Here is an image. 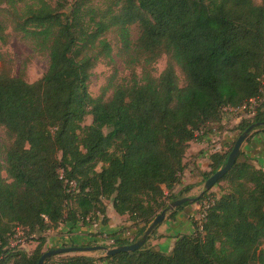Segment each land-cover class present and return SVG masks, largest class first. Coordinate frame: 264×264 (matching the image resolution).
Instances as JSON below:
<instances>
[{
  "label": "trees",
  "instance_id": "16d2710c",
  "mask_svg": "<svg viewBox=\"0 0 264 264\" xmlns=\"http://www.w3.org/2000/svg\"><path fill=\"white\" fill-rule=\"evenodd\" d=\"M8 28L45 52L48 66L28 82L11 73L0 50V126L10 139L0 163V264H36L45 232L60 224L90 226L100 218L105 224L107 201L141 225L131 241L114 244L135 241L166 207L164 189L179 182L197 132L222 123V107L257 99L264 88V0H113L105 8L92 0H0L1 44ZM109 32L130 73L119 81L109 77L93 97L91 70L101 59L115 60ZM162 54L169 60L155 77L152 65ZM258 121H264V101L230 129L214 128L235 138L210 151L203 182ZM71 180L76 188L68 192ZM220 181L226 189L209 197L193 232L178 236L168 253L149 242L156 226L134 251L51 256L44 264H264V170L239 151ZM203 198L204 190L196 200ZM19 228L40 235L30 253L10 246Z\"/></svg>",
  "mask_w": 264,
  "mask_h": 264
},
{
  "label": "rangeland",
  "instance_id": "374dc122",
  "mask_svg": "<svg viewBox=\"0 0 264 264\" xmlns=\"http://www.w3.org/2000/svg\"><path fill=\"white\" fill-rule=\"evenodd\" d=\"M24 1L31 2L32 0H24ZM50 1L52 2L53 0H50ZM112 2L113 0H92V3L96 7H99V8H105L107 5H109ZM254 2L259 3L260 0H254ZM5 32L6 34H8V37H7L8 41L6 42V44L0 43V50L4 54L6 61L10 63L11 73L13 75L20 74L28 82H34L37 79H39L44 74L48 66L47 54L45 52L36 50L32 46L29 40H24L21 37H19L20 35L13 34L10 28L6 29ZM131 33H132V39H135L137 36V29L134 26H132ZM106 36L113 46V55L115 56V53L119 46V41L117 40L115 34L112 32L107 33ZM168 60L169 58L166 54H162L160 57L157 58V60L152 65L153 67L152 74L155 77H158L160 73L164 70V68L166 67L168 63ZM175 68H176V73L178 75L179 86H182L184 84L183 75L181 74L177 66H175ZM135 72L138 74L140 72V67H135ZM129 73H130V69L125 66V64L123 63V61H121L119 57L115 56V60L112 63H109L106 59H101L98 61L96 66L91 70V76L89 78V87H88L89 93L91 94V96L97 97L100 95L102 87L107 84V81L110 79L109 77L112 76L114 80L119 81L121 77L127 76ZM110 94H111V91H108L107 96H109ZM263 101H264V88H262L260 95L257 97V101H256L257 105H259ZM239 121L231 119L224 126L230 129L231 127L237 125ZM90 122H91V116L88 115L85 117L84 124H89ZM217 125L220 128L223 127L222 123L213 124L212 122H209L206 126L207 128H205L203 131L208 133L209 132L208 130H210L212 132L214 128L217 129ZM217 130H220V129H217ZM217 130H214V131H217ZM257 130L258 132H262L264 131V127L258 128ZM203 131L201 130L197 132V135L205 134L203 133ZM236 132L237 131H235V133ZM9 143H10V139L7 136L5 129L2 126H0V163L2 165L5 164V149ZM192 151L195 152L196 150H192ZM198 151L199 150H197V153ZM183 162H184L185 168L193 167V166H189L191 161L189 160L188 149L186 150V153L184 155ZM191 171L194 172L195 175L201 177V180H195V175L194 177L189 175V177H191V179H194V181L191 182L190 179L189 181H187L186 177L183 178V172H182L179 178V182L176 185H174L171 190L164 189L163 199L167 207L168 204L171 202L170 199L174 196H178L182 194V197L187 196V195L192 197L193 199L189 201L188 204L197 203L199 205L198 207L199 217L198 219H196V220H199L202 216L201 214H202L203 209H205L203 206V202H207L209 197L218 196L220 192L226 189L227 184L224 181H220L218 183H215L210 189L205 190L203 189L204 182L202 180L201 168L194 165V169H192ZM2 174L3 176H6V173L4 171L2 172ZM182 179H184L186 182H184ZM187 187H190V188L186 190ZM203 190L207 192L208 198H203L202 200L197 201L196 198L202 195ZM61 225L62 224H60L58 227H60ZM58 227L45 232L46 240L48 236L50 235H52V237L54 238L59 237L60 234L57 233ZM68 229L69 228L67 227V229L64 230L66 231L64 233L69 232ZM103 233L105 232L97 231L93 233V240L91 242V245L102 244L108 247L115 246V244L113 245L110 242V240H108V239L115 240V238L112 237L108 233H106V236L103 237L102 235ZM19 234H23L25 238H23L24 239L23 242H20V241L17 242L15 247L18 246L19 249H22L30 253L38 244L37 237H39L40 235L38 234L27 235L23 229L19 228L16 231V234H15L16 236L14 235L11 240L13 241L18 240L17 235ZM124 235L127 236L125 237V239L129 241H131L133 238L131 237V234L128 231H126ZM97 236H100V237H97ZM55 243L57 242H54V243L51 242L52 247H48L45 242V244L42 247V250L46 251L47 249H50V248H55V247H60V246H69L65 242L61 243V245L59 244L58 246L54 245ZM73 255H85V256L95 255L96 257L99 255L104 256V253L101 251H96V250L79 251V252H70V253H65V254H60V255H54L53 258L58 259V258H63V257L73 256Z\"/></svg>",
  "mask_w": 264,
  "mask_h": 264
},
{
  "label": "crops",
  "instance_id": "0c3cea01",
  "mask_svg": "<svg viewBox=\"0 0 264 264\" xmlns=\"http://www.w3.org/2000/svg\"><path fill=\"white\" fill-rule=\"evenodd\" d=\"M222 124L224 123L222 122ZM234 138L235 134L230 130L198 134L197 138L192 140L188 147L189 160L191 161L189 166H193L191 167L192 169H194V165L200 167L202 170L201 175L203 177V172L207 169L206 164L210 151L228 147L233 142ZM192 150H196V153ZM197 150H199L198 153ZM240 151L250 157L256 167H260L264 170V131H253L243 142ZM191 168H184L183 178L186 177L187 181L190 179V181L193 182L194 179L189 177V175L193 177L195 175L194 172L191 171ZM182 180L186 182L184 179ZM195 180H201V177L195 175ZM198 207L199 205L197 203L187 204L178 210L172 218L170 215L173 211L168 212L165 219L156 228V237L149 240L150 244L156 249L168 253L178 236L193 232L192 222L199 217ZM105 215L107 218L105 224L100 222L101 218L98 222H95L90 226L81 225L80 223L73 227L71 224H62L57 229V233L60 234L59 237L54 238L52 235L48 236L46 245L52 247L51 242H57L54 244L56 246L65 242L69 246H87V244L91 243L93 240V233L97 231L105 232L104 234L108 233L115 239H125V237H127L124 235L126 231H128L131 234V237H133L141 227L140 224H135L129 220L127 215L117 214L113 209L111 201L106 203ZM67 227L69 228V232L64 233L66 232L64 230L67 229ZM100 256L101 255L96 257ZM96 264H109V261L101 259L97 261Z\"/></svg>",
  "mask_w": 264,
  "mask_h": 264
},
{
  "label": "water",
  "instance_id": "95a60500",
  "mask_svg": "<svg viewBox=\"0 0 264 264\" xmlns=\"http://www.w3.org/2000/svg\"><path fill=\"white\" fill-rule=\"evenodd\" d=\"M264 127V121H258L251 123L248 125L235 139L233 146L230 152L227 155V159L225 164L217 169L212 175H210L203 184V189H210L234 164L238 153L241 149L243 142L251 135V133L258 128ZM193 198L190 196H183L177 199L172 200L166 208L161 210L159 214H157L143 233L133 242L129 244H121L115 245L112 247H108L106 245L97 244V245H90V246H60L55 248L47 249L42 253V255L38 258L36 264H44V261L51 256L60 255L70 252H79V251H101L104 253V256H112L119 252H130L140 248L144 242L147 240L148 236L151 234L153 229L158 226L166 217L167 212L174 211L177 207L184 204L185 202L191 201Z\"/></svg>",
  "mask_w": 264,
  "mask_h": 264
},
{
  "label": "built area",
  "instance_id": "2783aa9c",
  "mask_svg": "<svg viewBox=\"0 0 264 264\" xmlns=\"http://www.w3.org/2000/svg\"><path fill=\"white\" fill-rule=\"evenodd\" d=\"M257 99L256 98H252L250 99L247 103L237 106V107H233V106H224L221 108L222 111V122L224 124H226L228 121H230L231 119L237 120L239 121L240 119L243 118H250L255 111V107L257 106ZM62 177V175H60V178ZM76 188V183L71 180L68 182V192L74 191ZM203 206L204 208H206L208 206L207 202H203ZM103 237L106 236V234H102ZM16 236V235H15ZM101 236V235H100ZM98 236V237H100ZM18 240H11L10 241V246L13 247L17 244V242H23L25 238V236L23 234H19L17 235ZM110 240V242L114 245V240L113 239H108ZM14 242V243H13ZM112 264V263H110Z\"/></svg>",
  "mask_w": 264,
  "mask_h": 264
}]
</instances>
